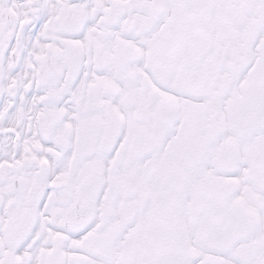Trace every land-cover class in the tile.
<instances>
[{"label": "snow or ice", "instance_id": "snow-or-ice-1", "mask_svg": "<svg viewBox=\"0 0 264 264\" xmlns=\"http://www.w3.org/2000/svg\"><path fill=\"white\" fill-rule=\"evenodd\" d=\"M0 264H264V0H0Z\"/></svg>", "mask_w": 264, "mask_h": 264}]
</instances>
